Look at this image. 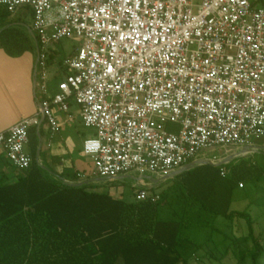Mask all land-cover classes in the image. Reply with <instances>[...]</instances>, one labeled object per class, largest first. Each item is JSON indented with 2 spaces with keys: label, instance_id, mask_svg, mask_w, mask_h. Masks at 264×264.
Returning <instances> with one entry per match:
<instances>
[{
  "label": "built area",
  "instance_id": "obj_1",
  "mask_svg": "<svg viewBox=\"0 0 264 264\" xmlns=\"http://www.w3.org/2000/svg\"><path fill=\"white\" fill-rule=\"evenodd\" d=\"M0 5L12 15L30 10L40 48V111L0 133V148L15 170L26 171L33 162L26 151L29 132L42 115L56 133L55 108L67 113L71 103L79 107L84 127L95 132L83 144L93 177L108 181L134 173L164 177L200 161L205 150L245 149L264 138L260 0H0ZM66 38L81 46L64 62L59 93L48 97L42 49ZM136 196L139 202L161 200L145 188Z\"/></svg>",
  "mask_w": 264,
  "mask_h": 264
},
{
  "label": "trees",
  "instance_id": "obj_2",
  "mask_svg": "<svg viewBox=\"0 0 264 264\" xmlns=\"http://www.w3.org/2000/svg\"><path fill=\"white\" fill-rule=\"evenodd\" d=\"M10 16L6 8L0 12V28L12 25L7 21ZM0 42L8 52L22 53L29 39L12 26L0 32ZM38 145L35 127L29 132L30 168L16 170L12 182L0 174V264H188L180 248L191 239L184 238L183 231L190 219L204 213L214 219L244 221L250 231L246 239L254 243L253 264H261L264 248L256 235L257 220L250 206L234 211L232 204L234 191L246 180H261L264 171H234L229 182H219L210 173H199L200 169L185 172L183 216L163 220L162 197L157 203L127 202L102 192L94 183L68 186L63 174L37 163ZM74 176L78 181L79 173ZM194 206L199 209L189 216L188 207ZM206 245H196L197 251Z\"/></svg>",
  "mask_w": 264,
  "mask_h": 264
},
{
  "label": "rangeland",
  "instance_id": "obj_3",
  "mask_svg": "<svg viewBox=\"0 0 264 264\" xmlns=\"http://www.w3.org/2000/svg\"><path fill=\"white\" fill-rule=\"evenodd\" d=\"M16 19L21 20V23L26 29L33 27V18L28 9H22L16 14ZM25 29V28H23ZM81 46V43L74 38H66L59 43L53 44L47 49H42L46 62L51 70L49 75V88L52 83L59 82L64 76V70L59 68L60 64L71 56L74 51ZM170 131L175 129L169 126ZM62 136H71L77 144V148L83 144L87 139L94 138L95 132L92 129H87L81 124L69 125L62 129ZM60 137H58L59 139ZM42 153L43 157L47 153L46 143L47 137L43 135ZM57 139L54 140V143ZM253 147L262 148L260 152L243 154L241 157L232 159L228 164L222 166L203 165L195 169H200L199 173H210L217 177L219 182H229L234 178V171L244 170H262L264 171V138L256 140ZM26 151L30 153V148ZM49 151V150H48ZM53 151V150H50ZM244 147L213 148L203 151L200 154V160L210 161L215 159L219 164L221 160H227L236 154L243 153ZM217 165V164H215ZM90 163L85 165L84 176L87 180H93V170ZM195 169L191 170L194 171ZM53 170V169H52ZM224 170L226 177H218V174ZM184 174V173H183ZM183 174L167 180L161 186L147 189L150 194H160L162 197V207L160 210V217L163 220H179L183 216L184 197L183 190ZM202 175V174H201ZM141 178L139 174L128 175L126 179H118L114 181L104 180L100 183H94L99 186V190L107 192L116 198L133 202L137 199V192L141 190L138 179ZM145 185H149L145 181ZM175 186V187H174ZM148 188V186H146ZM145 188V189H146ZM250 206L249 212L257 220L256 235L260 236V243L264 248V178L261 180H246L233 193L232 210L245 211ZM196 206L188 207L189 216L192 215L193 210H198ZM188 216V217H189ZM189 227L183 231V237L191 239V242L185 241L180 248V252L187 259L188 264H253L252 255L255 252L254 243L248 238L250 233L247 224L242 220L234 222L226 221L223 218L214 219L204 213L200 218L190 219L188 221ZM240 239L238 244H233V240ZM207 245L197 251L196 245ZM212 254L215 258H212ZM264 264V257L260 261Z\"/></svg>",
  "mask_w": 264,
  "mask_h": 264
},
{
  "label": "crops",
  "instance_id": "obj_4",
  "mask_svg": "<svg viewBox=\"0 0 264 264\" xmlns=\"http://www.w3.org/2000/svg\"><path fill=\"white\" fill-rule=\"evenodd\" d=\"M4 8L5 7H0V12H3ZM16 14H11L10 18L7 20L8 22H11L12 25L5 24L0 28V32L13 26L15 29L19 30L23 36H26L29 39V44H27L25 51L22 53H10L2 47L0 42V133L8 131L23 118L32 117L39 113L40 102L43 100V95L39 90L40 76L38 73L37 60L38 49L40 52V48L37 45V38L35 39L33 37L32 33L34 35L35 33L33 32L32 28L26 29V27H24V25L21 23V20L16 19ZM30 14L32 15L31 12ZM22 38L25 39L24 37ZM73 54L71 56H73ZM71 56H69V58ZM59 68L64 70V76L61 81H54L49 88V75L51 71H54V69L51 70V67H49L46 62L48 97H53L59 93V86L65 79L66 69L64 63H61ZM35 79L37 80L36 93H34ZM55 113L59 126L58 132L53 133L46 120L41 127L43 135H46L47 137V153H45L43 157L42 136L41 145L40 143L38 145V149L40 148V163L43 166L53 169L56 173L63 174L65 182L67 183L84 182L87 180L85 179L83 173L85 170V165L90 163L93 167L92 161L83 154L84 142L80 148H77V144H75L71 136L61 135L62 129L68 127L69 125H76L79 123L84 126L81 120L80 109L77 105L71 103L69 112L64 113L55 108ZM58 137L60 138L58 139ZM56 139L57 142L54 143V140ZM9 164L10 163L8 162L6 154L0 148V174L5 173L8 175L10 179L9 181L12 182L16 180L18 172H16L13 167H9ZM76 173H79V177L77 179L78 181H76L74 178ZM145 181L147 180L143 179L144 183H146ZM147 182L149 185H139L150 187V182Z\"/></svg>",
  "mask_w": 264,
  "mask_h": 264
},
{
  "label": "water",
  "instance_id": "obj_5",
  "mask_svg": "<svg viewBox=\"0 0 264 264\" xmlns=\"http://www.w3.org/2000/svg\"><path fill=\"white\" fill-rule=\"evenodd\" d=\"M33 37L36 39L35 35L32 33ZM39 57H40V52H39V49H38V60H37V66H38V62H39ZM36 90H37V80L35 79L34 80V93H36ZM45 122V116L42 115L41 117V120H40V125L38 126L37 128V134H38V139H39V143L41 145V127L42 125L44 124ZM262 150V148H259V147H246L243 151L244 154H251V153H256V152H260ZM235 156L229 158V159H225L224 161H222L221 163L215 165L213 164L211 161H206V160H200L198 162H195V163H191L187 166H185L184 168L170 174V175H167V176H164L160 179H155L154 177H151V176H145L144 178L150 182V187L146 188L145 185H139L140 188H146V189H153V188H156V187H159L161 186L164 182H166L167 180H170V179H173L179 175H181L182 173H185V172H188V171H191L195 168H197L198 166H203V165H212V166H222L224 164H228L232 159H234ZM36 161L37 163L42 166V164L40 163V148L38 149L37 151V154H36ZM128 178V176H122V177H119L115 180H118V179H126ZM105 179H101V178H95L94 180H91V181H84V182H78V183H67L65 182L68 186L70 187H83L85 185H88L90 183H100V182H103ZM156 185V186H155Z\"/></svg>",
  "mask_w": 264,
  "mask_h": 264
},
{
  "label": "bare ground",
  "instance_id": "obj_6",
  "mask_svg": "<svg viewBox=\"0 0 264 264\" xmlns=\"http://www.w3.org/2000/svg\"><path fill=\"white\" fill-rule=\"evenodd\" d=\"M239 154H241V153H239ZM239 154H236V155H239ZM144 177H145V176H141V178L138 179L137 182H138L139 184H146V183L143 182V179L146 180ZM151 177H153V176H151ZM154 178H155V179H160V178H162V177H155V176H154Z\"/></svg>",
  "mask_w": 264,
  "mask_h": 264
}]
</instances>
